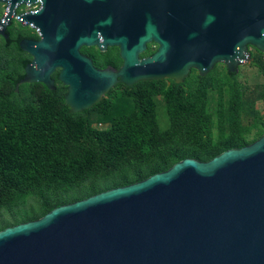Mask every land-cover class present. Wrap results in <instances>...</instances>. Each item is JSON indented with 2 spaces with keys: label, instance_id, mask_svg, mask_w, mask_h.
Segmentation results:
<instances>
[{
  "label": "water",
  "instance_id": "water-1",
  "mask_svg": "<svg viewBox=\"0 0 264 264\" xmlns=\"http://www.w3.org/2000/svg\"><path fill=\"white\" fill-rule=\"evenodd\" d=\"M40 2L19 15L38 30L20 84L67 87L72 113L118 84L182 83L216 64L230 73L264 54V0H0ZM14 17V16H13ZM4 28L6 24L0 23ZM150 43L158 46L141 58ZM116 47L119 70L81 53ZM0 264H264V135L208 162L186 159L141 182L58 207L0 232Z\"/></svg>",
  "mask_w": 264,
  "mask_h": 264
},
{
  "label": "trees",
  "instance_id": "trees-1",
  "mask_svg": "<svg viewBox=\"0 0 264 264\" xmlns=\"http://www.w3.org/2000/svg\"><path fill=\"white\" fill-rule=\"evenodd\" d=\"M2 51L0 44V232L183 160L208 162L264 135L256 109L264 85L251 92L224 66L205 76L193 71L182 83L118 84L92 109L72 113L66 86L19 85L29 58L16 45ZM83 53L101 70L122 65L116 47ZM263 57L251 55V64L264 75Z\"/></svg>",
  "mask_w": 264,
  "mask_h": 264
},
{
  "label": "flooded vegetation",
  "instance_id": "flooded-vegetation-1",
  "mask_svg": "<svg viewBox=\"0 0 264 264\" xmlns=\"http://www.w3.org/2000/svg\"><path fill=\"white\" fill-rule=\"evenodd\" d=\"M39 2H36L34 4H31L32 7H36L38 5ZM20 4H17L15 6V9H14V15L19 12L22 8L19 7ZM40 8V7H39ZM38 8V9H39ZM9 9H10V4L8 2H0V23H4L6 24V17L9 13ZM37 9V10H38ZM36 10V11H37ZM34 11V12H36ZM30 13V12H29ZM27 14V13H26ZM13 15V16H14ZM24 15V14H22ZM11 17L7 24L5 25V27L3 28L2 25L0 24V44H3V51L2 53L3 54H8V52L10 51L11 47L13 46H18V55L20 57H28L29 58V62L26 64V66L24 67V76H25V68L31 63L32 61V57L26 53L25 51H23L21 49V43L24 42V41H30V42H37L39 40V37H38V33L36 31H34L30 25H27L26 22L22 19V17L20 16V20L16 21L14 19V17ZM15 48V47H14ZM147 48H150L151 49V53L150 55H148L147 57H151L158 49V46L155 44V43H150L148 45ZM83 49L82 48L80 51L83 55H85L83 53ZM17 50V49H16ZM86 56V55H85ZM145 58V57H144ZM223 67L224 65L223 64H216L214 66L215 67ZM226 68V66H224ZM106 69H112L114 71H117L111 67H108ZM227 69V68H226ZM102 70H105V69H102ZM193 71H196L194 69L191 70V72L189 73V75L193 72ZM59 73V70H56L52 76H51V79L53 80L54 82V88L55 86L58 84L57 83V80H58V75L55 77V74L56 73ZM197 72V71H196ZM198 73V72H197ZM188 75V76H189ZM185 80V79H184Z\"/></svg>",
  "mask_w": 264,
  "mask_h": 264
},
{
  "label": "rangeland",
  "instance_id": "rangeland-1",
  "mask_svg": "<svg viewBox=\"0 0 264 264\" xmlns=\"http://www.w3.org/2000/svg\"><path fill=\"white\" fill-rule=\"evenodd\" d=\"M249 54H250V57H251V55H253L255 58V57H258V55H262L263 53H258V51H256V49L249 48ZM238 76H239L240 82L242 84H244V86L249 91L254 92L256 90L258 91V89H260V91H262L261 87L264 85V75L262 73H260L258 71V69L251 64V58L248 61H246L244 64H242L241 66L238 67ZM256 99H257L256 100V109L260 112L261 117L264 119V103H263V100L261 98H256ZM159 111H160V116L162 118V116H164L163 108L160 107ZM160 122L162 124V127H164L166 123H164L163 121H160ZM96 127H98V125ZM105 127H107V126H105V125L102 126V128H105ZM98 128H101V127H98Z\"/></svg>",
  "mask_w": 264,
  "mask_h": 264
},
{
  "label": "built area",
  "instance_id": "built-area-1",
  "mask_svg": "<svg viewBox=\"0 0 264 264\" xmlns=\"http://www.w3.org/2000/svg\"><path fill=\"white\" fill-rule=\"evenodd\" d=\"M19 7H23L19 12H17L15 15H14V19L16 21H18V16L21 15V14H25V13H28V12H34L36 11L39 7H40V2L38 3V5L36 7H32L31 4L30 5H26V4H20ZM31 28L36 31L38 33V30L36 28H33L31 26ZM102 124H98V127H101L102 128Z\"/></svg>",
  "mask_w": 264,
  "mask_h": 264
}]
</instances>
